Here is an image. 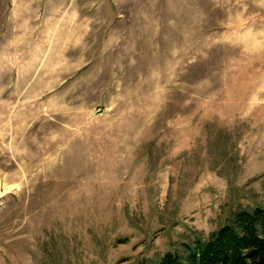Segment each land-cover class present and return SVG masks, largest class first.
<instances>
[{"label":"rangeland","instance_id":"rangeland-1","mask_svg":"<svg viewBox=\"0 0 264 264\" xmlns=\"http://www.w3.org/2000/svg\"><path fill=\"white\" fill-rule=\"evenodd\" d=\"M264 209V0H0V264H152Z\"/></svg>","mask_w":264,"mask_h":264},{"label":"trees","instance_id":"trees-1","mask_svg":"<svg viewBox=\"0 0 264 264\" xmlns=\"http://www.w3.org/2000/svg\"><path fill=\"white\" fill-rule=\"evenodd\" d=\"M152 264H264V209L242 211L184 257L169 253Z\"/></svg>","mask_w":264,"mask_h":264}]
</instances>
